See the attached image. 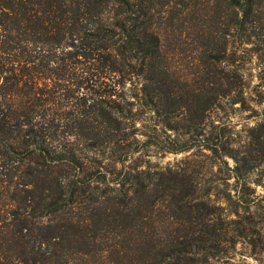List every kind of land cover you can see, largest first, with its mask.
<instances>
[{
  "label": "trees",
  "instance_id": "16d2710c",
  "mask_svg": "<svg viewBox=\"0 0 264 264\" xmlns=\"http://www.w3.org/2000/svg\"><path fill=\"white\" fill-rule=\"evenodd\" d=\"M151 147L206 151L242 209L135 164ZM255 198L264 0H0V264H225Z\"/></svg>",
  "mask_w": 264,
  "mask_h": 264
},
{
  "label": "rangeland",
  "instance_id": "374dc122",
  "mask_svg": "<svg viewBox=\"0 0 264 264\" xmlns=\"http://www.w3.org/2000/svg\"><path fill=\"white\" fill-rule=\"evenodd\" d=\"M261 106L257 108V114H253L250 111H244L237 113L235 116H226L231 123V131L245 128L253 123V116H260ZM218 117V116H217ZM217 117L212 116L209 122L212 125H216L219 120ZM171 122H175L174 117H172ZM135 124H139L136 120ZM211 125H208V129ZM142 130V128H140ZM156 133L159 134L160 138L164 137V129L156 126ZM172 137L175 133L171 131H165ZM178 141V139H177ZM206 151H202L197 148H193L189 151L179 152V153H169L158 148H147L140 150L133 154L132 159L135 164H140V166H145L149 170H159L163 171L166 169L174 170L176 168L188 167L192 170L200 181L201 188H208L209 186H215L212 193L210 194V199L213 200L215 204V215L218 217H223L224 214L236 208L241 210V206L236 203L228 204L224 201L226 194H229L231 199H235L232 196L233 193V182L231 179L227 180L225 185L220 178L221 174H214L215 166L212 167V172L208 168L210 159L206 158L204 155ZM229 162V160H228ZM256 192L260 190L256 187ZM254 204L257 207L258 215L256 216L257 226L254 229L248 231L245 236L238 237L237 241L233 243L232 248H230L226 255L221 256L218 262H224L225 264H264V213L260 210L258 206L263 205L264 201H258L257 198L254 199ZM227 217H233V214L227 215Z\"/></svg>",
  "mask_w": 264,
  "mask_h": 264
}]
</instances>
